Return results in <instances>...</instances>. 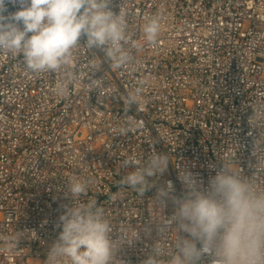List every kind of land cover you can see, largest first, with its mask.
I'll return each instance as SVG.
<instances>
[{"label":"built area","instance_id":"1","mask_svg":"<svg viewBox=\"0 0 264 264\" xmlns=\"http://www.w3.org/2000/svg\"><path fill=\"white\" fill-rule=\"evenodd\" d=\"M109 6L126 11V48L138 63L115 69L102 51L81 45L79 81L66 98L54 94L57 73L29 75L22 58L0 52V264H47L59 217L72 203L66 192L72 180L89 185L73 204L94 199L113 239L140 231L139 240L117 252L123 264H142L157 223L174 213L171 202L161 210L152 198L169 180L182 194L178 166L207 186L219 162L235 161L264 187V0H110ZM157 14L161 32L150 45L143 25ZM141 82L143 103L129 109L124 99ZM129 119L138 126L116 135ZM153 149L170 162L141 197L121 184L131 170L121 164ZM20 231V242L9 248L5 242ZM175 237L169 230L159 239L171 249ZM212 261L204 254L200 264Z\"/></svg>","mask_w":264,"mask_h":264},{"label":"clouds","instance_id":"2","mask_svg":"<svg viewBox=\"0 0 264 264\" xmlns=\"http://www.w3.org/2000/svg\"><path fill=\"white\" fill-rule=\"evenodd\" d=\"M9 3L18 4L19 10L8 12ZM109 5L110 0H0V52L22 58L29 75L57 73L54 94L66 98L79 81L75 52L81 45L102 51L115 69L138 63L126 48L131 43L127 13L116 14ZM160 32L161 16L148 18L143 25L145 41L155 45ZM143 84L127 94V108L143 103ZM137 126L129 119L117 126L116 135H127ZM169 162L166 154L154 149L144 159L127 157L121 167L131 170L121 184L142 197L154 187L150 178L163 175ZM177 168L183 192L176 195L170 180L157 188L154 207L163 210L171 202L174 213L157 223L156 239L142 264H200L204 254L212 255V264H264V187L244 177L235 161L219 162L207 186L188 166ZM88 187L81 180L66 185L72 203L59 217L61 230L47 264H123L117 252L140 239V231L113 239L111 223L94 199L73 204ZM169 230L176 233L171 249L159 239ZM144 231L150 234L149 229ZM20 233L7 239L9 248L18 245Z\"/></svg>","mask_w":264,"mask_h":264}]
</instances>
